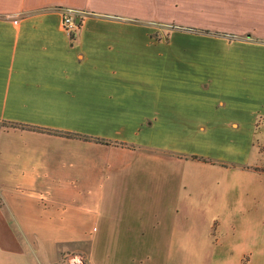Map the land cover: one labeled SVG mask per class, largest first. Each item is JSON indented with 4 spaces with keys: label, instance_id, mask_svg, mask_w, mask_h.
Instances as JSON below:
<instances>
[{
    "label": "crops",
    "instance_id": "1",
    "mask_svg": "<svg viewBox=\"0 0 264 264\" xmlns=\"http://www.w3.org/2000/svg\"><path fill=\"white\" fill-rule=\"evenodd\" d=\"M174 1L0 0V120L25 125L0 129V264H55L63 242L83 241L86 258L70 253L83 264H175L160 248L222 264L217 227L230 230L231 253L264 264V61L234 66L231 95L210 107L152 98L150 117L133 115L119 89L132 86L119 56L137 51L123 41ZM199 2L230 9L221 30L264 58V0ZM66 7L84 13L71 37ZM214 135L230 137L220 143L230 153L212 154ZM204 154L218 158L190 157Z\"/></svg>",
    "mask_w": 264,
    "mask_h": 264
},
{
    "label": "rangeland",
    "instance_id": "2",
    "mask_svg": "<svg viewBox=\"0 0 264 264\" xmlns=\"http://www.w3.org/2000/svg\"><path fill=\"white\" fill-rule=\"evenodd\" d=\"M199 3V0H175L173 7L169 5V8L159 9L158 17H151L148 21L145 19L141 26L137 25V31L142 32V35L138 33L136 40L123 41L121 37L125 44L121 48H128L129 44H134L137 48L136 52L120 55L118 62L119 68L124 67L127 71L126 78L132 80L131 87L126 85L119 88L131 101L128 103L131 105L127 112L150 117L152 98L153 102L157 99L172 103L176 101L175 106L180 109L187 108V100L184 101L187 97L195 98L196 101L206 99L210 107L211 101L217 96L231 95L230 86H233V81H236L234 66L258 64L256 66L258 68L259 64L263 65V55L254 52L256 48L247 53V48L251 44H243L241 39L221 30L222 24L230 21V9L200 8ZM93 15L101 19V15L97 13ZM140 46L141 51H139ZM120 71L115 73H121ZM239 90V95L249 96L248 91ZM156 95L157 98H154ZM261 95V92L256 93L258 98ZM257 103L256 122L258 116L264 118V99L258 100ZM193 104L194 102L191 103L192 110ZM166 138L179 142L184 137L167 136ZM208 138L212 142L208 147L212 154L230 153V149L225 151L220 147V143L230 138L229 136L214 135ZM236 139L243 141L244 137L240 136ZM253 154L252 149L251 155ZM217 155L204 154L190 157L202 161H213L217 160ZM257 155L264 160L262 151ZM225 230L226 228L222 232L217 227L212 233L213 238L225 241L224 247L221 248L222 253L225 251L222 264H247L249 254L240 256V253H234L235 249L231 253L230 230ZM87 247L88 244L85 241L63 242L62 251L55 264H75L74 261L77 258L70 253H79L86 258ZM165 249L160 248L159 257L162 261L165 257L164 252L172 250L175 264H183L184 249ZM143 258H148L147 253ZM155 258L157 259L158 255ZM258 259V253H254L253 263L259 264Z\"/></svg>",
    "mask_w": 264,
    "mask_h": 264
},
{
    "label": "built area",
    "instance_id": "3",
    "mask_svg": "<svg viewBox=\"0 0 264 264\" xmlns=\"http://www.w3.org/2000/svg\"><path fill=\"white\" fill-rule=\"evenodd\" d=\"M61 25L68 36H73L76 28H77V23L75 22V17L80 18L84 13L81 10L66 7V8H61ZM77 260H75V264H83L82 260L79 257H76Z\"/></svg>",
    "mask_w": 264,
    "mask_h": 264
},
{
    "label": "trees",
    "instance_id": "4",
    "mask_svg": "<svg viewBox=\"0 0 264 264\" xmlns=\"http://www.w3.org/2000/svg\"><path fill=\"white\" fill-rule=\"evenodd\" d=\"M261 119H264L263 116H258V119H257V124L260 123ZM263 121V120H262ZM261 121V122H262ZM8 126H19V127H25V125H21V124H18V123H13V122H10V121H6V120H0V129L2 127H8ZM81 135V134H80ZM82 137L86 138V139H94L95 141H98V142H103V143H107V141L103 140V139H100V138H97V137H92V136H88V135H81ZM262 153H264V147L262 148Z\"/></svg>",
    "mask_w": 264,
    "mask_h": 264
},
{
    "label": "bare ground",
    "instance_id": "5",
    "mask_svg": "<svg viewBox=\"0 0 264 264\" xmlns=\"http://www.w3.org/2000/svg\"><path fill=\"white\" fill-rule=\"evenodd\" d=\"M76 264H79V263H76Z\"/></svg>",
    "mask_w": 264,
    "mask_h": 264
}]
</instances>
